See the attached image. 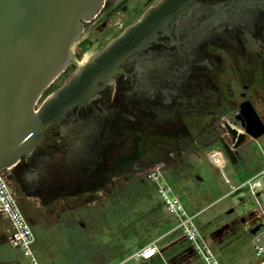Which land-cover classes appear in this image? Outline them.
<instances>
[{
  "label": "flooded vegetation",
  "instance_id": "1",
  "mask_svg": "<svg viewBox=\"0 0 264 264\" xmlns=\"http://www.w3.org/2000/svg\"><path fill=\"white\" fill-rule=\"evenodd\" d=\"M161 1L105 0L38 104ZM134 41L110 80L48 126L47 141L4 169L17 199L55 195L57 206L70 196L134 197L156 164L169 173L175 162L208 149L228 158L221 138L235 144L230 129L244 131L243 108L251 105L264 122V0L174 1L156 10ZM253 141L245 136L234 149L238 158L254 154Z\"/></svg>",
  "mask_w": 264,
  "mask_h": 264
},
{
  "label": "rangeland",
  "instance_id": "2",
  "mask_svg": "<svg viewBox=\"0 0 264 264\" xmlns=\"http://www.w3.org/2000/svg\"><path fill=\"white\" fill-rule=\"evenodd\" d=\"M97 48L98 45L79 57L76 64L90 58ZM251 144L249 147L252 153L254 151L253 155L264 166V135ZM210 151L208 149L197 156L188 155L180 162H173L181 166L174 167L172 164L169 173L164 171L165 177H160L158 181L171 182L176 188L188 214L195 216L221 264H257L262 257L255 253L246 221L256 208L264 210V187L258 190L257 197L251 194L248 185H244L250 175L246 174L242 162L234 164L224 157L226 163L222 169L210 160ZM228 181L232 182V187ZM141 185L145 184L140 181L134 197L110 192L106 195L94 194L93 197L70 196L63 198L57 206L54 202L59 200L55 195L29 197L25 200L18 197L16 200L19 208L31 222L35 238L33 249L40 263L76 264V257L79 258L82 253L79 250H68V239L73 237L69 236L70 232L90 242L89 249L92 251H87V254L96 252L103 256L100 259L107 264H114L117 260H120L118 264L139 263L141 260L128 257L143 239L154 238L153 241L157 242L162 251L182 238L184 233L179 226L181 218L163 207L156 182L149 181L148 189ZM233 187L240 189L233 192ZM109 195L111 198H108ZM157 203L160 207L156 206ZM154 206L157 216H154ZM115 210L118 219L114 216ZM100 211L108 214L109 220L100 222ZM166 222L168 228H163L162 224ZM9 227V219L0 215V245L12 253L11 257H16V261L3 262L0 255V264H29L21 250L9 244ZM193 250L190 256L180 259V264H204L200 254Z\"/></svg>",
  "mask_w": 264,
  "mask_h": 264
},
{
  "label": "water",
  "instance_id": "3",
  "mask_svg": "<svg viewBox=\"0 0 264 264\" xmlns=\"http://www.w3.org/2000/svg\"><path fill=\"white\" fill-rule=\"evenodd\" d=\"M104 1L0 0V169L12 167L22 154L47 141L48 126L60 121L72 105L88 101L99 89V82L111 79L117 65L134 48L135 35L156 10L187 0H162L149 8L139 22L92 60L77 67L68 81L38 104L47 87L70 64L71 49L84 22L99 12ZM241 114L244 131L230 129L237 136L235 144L221 138L228 159L234 164L239 161L234 149L246 135L254 139L264 135V122L251 105L243 108ZM207 138L206 133L198 136V144L203 145ZM258 228L253 227L251 233Z\"/></svg>",
  "mask_w": 264,
  "mask_h": 264
},
{
  "label": "built area",
  "instance_id": "4",
  "mask_svg": "<svg viewBox=\"0 0 264 264\" xmlns=\"http://www.w3.org/2000/svg\"><path fill=\"white\" fill-rule=\"evenodd\" d=\"M210 160L217 165L214 158H221L222 164L219 166L223 169L225 166V158L222 154L216 150H211L209 154ZM4 169H0V215L6 216L10 221V227L8 229V241L9 244L15 248L20 249L23 256L27 257L29 264H41L39 259L36 257L33 249V243L35 241L33 229L25 217L24 213L18 206L17 198L10 190L9 183L4 177ZM163 164H156L151 167L146 175V178L151 182H156L157 191L161 196V204L167 209L169 213H173L180 217V228L183 230L184 237L190 242L191 246L200 254L203 258L204 264H221L219 258L216 257L214 250L208 244L204 237L200 227L198 226L195 216L189 215L183 202L180 200L174 187L171 183L164 182L160 183L158 180L160 177H165ZM264 166H261L253 175L247 178L244 185H248V190L251 194L257 197L258 190L264 187ZM232 187V182L228 181ZM240 187H233V192H236ZM7 197H5L3 191ZM9 201V202H8ZM16 213L21 225L25 229L29 238L26 237L16 215L14 214L10 204ZM246 221V220H245ZM259 226L255 233H251V239L254 245L255 253L262 259L257 264L264 262V210L255 209L251 214L248 215L246 221V227H249L250 231L253 227ZM160 253L159 246L156 241H152L147 245L136 248L128 259L136 260H147Z\"/></svg>",
  "mask_w": 264,
  "mask_h": 264
},
{
  "label": "trees",
  "instance_id": "5",
  "mask_svg": "<svg viewBox=\"0 0 264 264\" xmlns=\"http://www.w3.org/2000/svg\"><path fill=\"white\" fill-rule=\"evenodd\" d=\"M238 162L239 163L242 162V165H243L242 167H244V170L246 174H248V176L249 175L251 176L261 167V163L257 159V157L254 156L253 154L247 153L246 151H242V155L239 156ZM141 186L148 189V185H141ZM128 195L130 196L131 194L128 193ZM156 206L160 207V204L157 203ZM156 206H154L153 209H155ZM156 210L157 209L154 210L155 211L154 216H157L158 212H156ZM114 216L116 219H118V212L116 210L114 212ZM98 220L100 222L104 220H109V216L108 214L106 215L104 211H100L98 215ZM162 226L163 228H166L168 226V223L166 222L165 224H162ZM69 236H73V237H69L68 239V250H72V249L79 250L82 253L79 258L76 257V264H83L82 262H86L87 264H107L105 260L100 259L102 255H99L96 252L92 254H87V251L89 252L92 251V249H89L90 242L83 241V239L80 238V236H78V234H75V233L71 234L70 232ZM153 240L154 238L141 240L139 242L138 248H141L147 245ZM36 241H37V238H36ZM184 250L186 251V254H184ZM192 252H194L193 247L187 241V239L183 236L182 238H179V240H175V242L171 243L167 248H164L162 251H160V253L156 254L154 257L147 259V260H141L137 264H180V259L184 258L185 256H190ZM10 254L12 253L8 252L6 247L4 248L2 247V245H0V255L2 256L1 258H3L2 259L3 262L4 261H11V262L16 261L15 260L16 257L13 258L10 256ZM119 261L120 260H117V262L114 264H118Z\"/></svg>",
  "mask_w": 264,
  "mask_h": 264
},
{
  "label": "crops",
  "instance_id": "6",
  "mask_svg": "<svg viewBox=\"0 0 264 264\" xmlns=\"http://www.w3.org/2000/svg\"><path fill=\"white\" fill-rule=\"evenodd\" d=\"M253 174H254V173H253ZM253 174H252V175H253ZM170 183H171V182H170ZM172 186H173V185H172ZM173 187H174V186H173ZM174 189H175L176 193L178 194V191L176 190V188H175V187H174ZM200 229H201V228H200Z\"/></svg>",
  "mask_w": 264,
  "mask_h": 264
},
{
  "label": "bare ground",
  "instance_id": "7",
  "mask_svg": "<svg viewBox=\"0 0 264 264\" xmlns=\"http://www.w3.org/2000/svg\"><path fill=\"white\" fill-rule=\"evenodd\" d=\"M262 264H264V262Z\"/></svg>",
  "mask_w": 264,
  "mask_h": 264
}]
</instances>
